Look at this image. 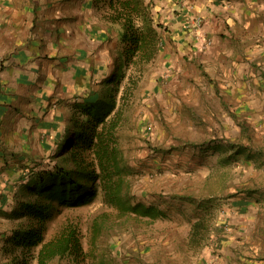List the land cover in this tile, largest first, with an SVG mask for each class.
Wrapping results in <instances>:
<instances>
[{
	"label": "rangeland",
	"instance_id": "rangeland-1",
	"mask_svg": "<svg viewBox=\"0 0 264 264\" xmlns=\"http://www.w3.org/2000/svg\"><path fill=\"white\" fill-rule=\"evenodd\" d=\"M161 1L13 2L21 13L11 17L8 25L27 29L26 43L19 42L15 48L18 57L52 62L64 57L60 60L63 78L68 74L64 92L68 101L57 99L48 106L47 112H53V118L42 122L44 129H40L39 138L31 147L29 160L20 157L16 170L13 166L11 173L0 176V264H37L32 254L37 255L38 249L26 254L19 248L16 252L7 250L12 246L7 239L12 229L26 221L17 214L18 202L29 193L25 185L32 171L54 163L56 141L67 127H72V115L80 114V104L97 97L104 87L103 80L115 68L113 60H118L123 49L119 41L121 26L115 17L126 4L152 17L160 32L156 57L149 62L136 96L118 126L128 170L126 179L133 202L154 204L164 213L152 217L120 212L103 201L100 191L89 202L63 205L48 222L45 241L66 228L76 227L84 252L77 258L56 256L47 264H221L224 252L220 240L231 227L232 198L243 195L251 202L252 197L259 196L264 201V165L235 160L232 150L225 148L229 140L222 139L226 138V131H234L233 119L220 112L224 109L218 113L211 108L204 96L206 65L183 54V59L164 67L168 63L164 48L177 43L169 28L181 23L184 12L166 19L160 10ZM2 3L5 5V0H0ZM189 15L195 16V29L191 27V32L201 49L212 47L215 41L201 29L202 21L197 24L196 15ZM83 17L85 29H81ZM95 25L101 29H93ZM205 37L211 38V42L204 43ZM65 38L68 46L62 53L57 42ZM246 118L249 121L251 115L243 114ZM215 143L222 146L216 147ZM243 186L262 191L258 196L253 190L237 194L235 191ZM262 219L264 224V215Z\"/></svg>",
	"mask_w": 264,
	"mask_h": 264
},
{
	"label": "crops",
	"instance_id": "crops-1",
	"mask_svg": "<svg viewBox=\"0 0 264 264\" xmlns=\"http://www.w3.org/2000/svg\"><path fill=\"white\" fill-rule=\"evenodd\" d=\"M14 1L5 0V5H0V176L11 173L13 166L16 170L20 157L23 161L29 160L31 147L39 138L40 129H44L42 122L53 118V112H47L48 106L57 99L68 101L64 93L68 74L63 78L60 60L64 57L53 62L18 57L15 48L19 42L26 43L27 29H13L8 25L11 17L21 13L13 6ZM160 10L166 19L184 12L181 23L169 28L172 40L177 43L164 48V59L168 62L164 67L183 59V54L206 65L204 96L211 108L217 112L224 109L220 112L233 119L234 131H226V138L222 139L229 140L225 148L232 150L235 160L264 165V0H162ZM79 11L82 13L83 5ZM189 14L202 21L201 29L215 41L212 47L201 49L191 32L195 29V16ZM83 24L84 17L81 29H85ZM95 26L93 29H101ZM57 44L62 47V53L67 50L66 38L59 39ZM243 114H250V120L243 119ZM223 123L228 130L227 123ZM221 143L214 145L221 147ZM254 144L257 148H253ZM245 187L235 192L244 194L253 190L258 196L262 191ZM251 199L254 200L250 202L243 195L232 198L231 227L220 240L224 252L221 264H264V224L261 223L264 201L259 196Z\"/></svg>",
	"mask_w": 264,
	"mask_h": 264
},
{
	"label": "trees",
	"instance_id": "trees-1",
	"mask_svg": "<svg viewBox=\"0 0 264 264\" xmlns=\"http://www.w3.org/2000/svg\"><path fill=\"white\" fill-rule=\"evenodd\" d=\"M125 8L115 17L123 45L121 56L113 60L115 68L103 80L97 97L80 104L83 118L78 113L72 115V127L56 141L54 163L32 171L25 185L29 193L18 202L17 214L26 221L12 229L7 238L12 246L7 250L16 252L19 248L26 254L38 249L37 255L32 254L37 264H47L56 256L77 258L84 252L76 227L45 241L47 224L63 205L89 202L100 191L103 201L120 212L152 217L164 213L154 204L133 202L129 195L118 126L149 62L156 57L160 32L152 17L129 4Z\"/></svg>",
	"mask_w": 264,
	"mask_h": 264
},
{
	"label": "built area",
	"instance_id": "built-area-1",
	"mask_svg": "<svg viewBox=\"0 0 264 264\" xmlns=\"http://www.w3.org/2000/svg\"><path fill=\"white\" fill-rule=\"evenodd\" d=\"M196 23L198 24V23H199V21H196ZM203 40H205V41H203ZM202 41H203L204 43L208 44V43H210V42H211V38H209V39H206V37H205V39H202Z\"/></svg>",
	"mask_w": 264,
	"mask_h": 264
}]
</instances>
